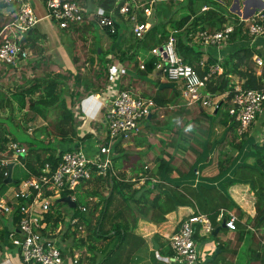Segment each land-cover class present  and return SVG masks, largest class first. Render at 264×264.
I'll return each mask as SVG.
<instances>
[{
    "label": "crops",
    "instance_id": "crops-1",
    "mask_svg": "<svg viewBox=\"0 0 264 264\" xmlns=\"http://www.w3.org/2000/svg\"><path fill=\"white\" fill-rule=\"evenodd\" d=\"M27 1L33 6L39 18L34 26L45 36L43 45L56 71L69 70L76 73L80 69L84 75L92 76L98 68L94 51L96 44H98V53H103L109 60L107 76L101 74L100 77L105 79L101 91L82 97L72 110L74 118L80 120L76 126L79 138L74 143L60 142L56 140L53 133L41 134L39 138L43 137L45 143L50 140L53 147L62 153L77 146L89 155H94L97 151L100 153V148L104 145L108 148L104 153H108L112 159L111 173L127 180H135V187H139L146 179H149V188L155 187L152 195H158L156 202L165 201L167 205L175 206L161 219H159L161 209L158 206L148 207L147 217H138L133 231L140 235L144 242L137 249L133 246L131 264H186L173 256L170 237L184 218L195 213L206 214L208 217L210 214H217L216 222L211 221L213 225L211 232L205 231L200 224L196 226L197 249L201 258L203 253L207 257L212 256L215 249L219 248L213 259L204 263L205 259L200 258L197 264H260L259 261L254 260V253L264 245V222L259 220V216L261 218L264 216V199L258 201L257 192L253 186L256 173L251 167H255L258 156L255 145L264 142V106L249 127L238 131V121L228 112L231 102L226 98V93L213 95L206 91L215 106L204 105L201 102L188 103L183 98L181 83L168 80L166 75L155 66V62L160 59L159 50L166 37L160 44L148 45L145 44L146 37H143L141 42H136L134 40L136 35L129 36L126 20H134L131 27L133 31L135 22H138L136 11L128 18V10L119 9L123 14L116 16L113 12L107 13L98 6L97 0H88V5L79 2L84 9L83 19L80 22H71L66 27H60L46 16L43 0ZM129 2L134 10L140 9V12V6H143V9L145 6H151L152 10L155 8L150 16L145 15L143 11L145 20L142 22H148L146 29L154 25L160 27L165 25L169 26V34L194 27L189 35L191 38L194 32L201 30L200 28H219L214 25L221 20H224L222 25L234 20L246 23V20L255 12L264 8V0H129ZM98 8H102L107 15L112 16L113 20L116 16L119 29L115 20L112 26L101 23L97 17L98 14L95 15ZM2 12L8 15L10 10L3 8ZM93 17L98 19L99 28L96 30L89 24ZM185 17H188V21L178 28L177 22ZM166 18L171 19L167 25L163 24ZM194 19L196 24L193 26ZM71 24L76 26L82 24L81 29H84V32L74 31L70 34L67 29ZM103 27H106L110 33L117 31V38L115 40L110 38L109 32L106 33ZM20 39L19 42H21ZM240 45L256 50L252 56V65L257 75H264L263 66L255 62L256 56H261L264 60V35L254 39L251 35L248 38L235 36L218 46L200 45L198 46L202 51L200 61L211 58L219 62ZM71 46L75 55L74 59L69 53ZM118 46L131 56L129 57L125 52L124 58H119L114 52ZM30 56L29 52L27 59L16 67L0 62V81L2 82L0 93L2 95L10 96L14 87L20 85L25 79L40 75L41 68L34 70V68L26 67ZM150 59L155 60L153 66L148 63ZM1 66L6 69H1ZM111 66H118L114 80H111L109 75ZM41 67L47 68V65L42 64ZM4 80L7 81L6 84H3ZM233 81L239 83L235 77ZM162 82H172L174 85L160 86ZM125 88H130L152 101L153 97L158 96L164 99V104L154 105L145 118L148 122L145 119L141 121L135 133L120 137L108 146L105 141L107 140L105 109L118 90ZM38 93L39 91L34 95L37 96ZM59 112V107L55 106L48 111L45 119L38 116L34 122L28 124L26 133H31L36 126L49 122L56 123ZM86 134H88L87 138L80 139ZM17 142L25 145L19 140ZM160 159L170 162L169 171H166L164 166L158 168ZM205 161H207L206 164H204ZM221 161L223 164L219 169ZM15 165H17L16 168ZM49 165L45 163L39 175L43 173L44 168L50 167ZM21 168L25 170L24 175H26L27 170L20 160L14 161L11 176L15 172L22 173ZM150 174L154 176H149ZM95 176L107 177L93 174L92 177L71 189L72 193L67 194L75 201V205L70 206L66 201L63 202L76 209L69 210L65 205L56 203L48 208L52 212L50 218H59V221L53 230H48L49 223L44 222L45 226L41 232L49 233L59 245L63 254V264H102L106 260L105 252L101 250L105 241L96 242L97 249L91 250L88 247L89 231L85 217H90L92 222L95 220L88 211L99 198L96 195L88 196L86 193L92 189L99 190L103 194L109 193L106 185L95 181ZM23 178H17L19 180L17 184L14 183L6 188L7 194L10 193L9 199L11 198L13 203L16 200L13 197L14 191L18 190L20 180ZM207 189L210 190L207 191ZM60 196L62 195L49 196V200L53 203L56 199L59 200ZM77 196H81L80 203L83 201L86 205L80 203L76 205ZM118 200L119 196L114 199L115 205L120 204ZM227 211L234 212L237 216L235 229L221 225L223 217H227ZM9 213L7 212L6 215L8 216ZM76 219L77 222H75ZM1 225L2 223H0V229L5 230V241L4 250L0 251V264H26L8 236L11 230ZM217 227L218 230L214 233ZM240 231H242L241 236ZM209 235H212L214 241H209ZM105 247L108 251L111 250V244ZM218 255H221L219 259H217ZM214 259L216 262L211 263Z\"/></svg>",
    "mask_w": 264,
    "mask_h": 264
},
{
    "label": "trees",
    "instance_id": "trees-1",
    "mask_svg": "<svg viewBox=\"0 0 264 264\" xmlns=\"http://www.w3.org/2000/svg\"><path fill=\"white\" fill-rule=\"evenodd\" d=\"M74 1L86 3L88 5V0ZM124 3L128 4V18H130L136 11V21L142 22L145 20L143 6H140L141 12L140 9L134 10L129 0H97L98 6L102 7L107 13L108 11L113 12L116 16H121V14H123L119 9ZM13 7H16L14 3H5L0 1V30L3 25L14 17V10L16 8L14 9ZM3 8H8L10 13L8 15L3 14ZM153 11H155V8L152 12ZM116 16H114V20L117 25V29H119V22L116 19ZM153 17H155L154 13ZM93 18L89 24L94 28V30H96L99 28L97 22L98 19ZM126 21L128 33L131 37L132 35H135L131 29L134 20L131 19L129 21L128 19ZM170 21V18H166L163 24L167 25ZM187 21L188 17L180 19L177 22V27H182ZM195 21L196 20L194 19L192 22L193 26L196 24ZM223 21L224 20L219 21L214 26L221 27V23ZM233 22L234 30L232 31L230 38L235 36H239L241 38L250 37L244 21L238 22V20H234ZM81 26L82 24L78 26L71 24L67 31H69L70 34L74 31H81L83 33L84 29H81ZM159 27V25L149 27L142 36H134V40H136V42H141L143 37H146L145 44H160L161 40L168 36L169 26L166 27L163 25L162 27ZM103 28L106 33L109 32L106 27ZM191 29H194V27L186 28L181 32L174 33L176 37L175 47L177 53L184 61L191 64L201 75L206 71L209 64L218 63L223 68L221 73L212 75L207 81L205 87L206 91H209L213 95L226 93V98L230 99L234 92L235 81H233V77L239 80V83L243 88H260L264 85V75H257L252 65V56L256 53V50L251 49L246 45H240L237 48L235 47L231 53L219 62L211 58L206 59V65L201 66L200 59L202 57V51L198 47L201 44L194 40L195 32L193 33L192 38L189 37L192 33ZM212 29L216 28H210V30ZM94 33L95 32H93V34ZM117 34V31L114 33L109 32V36L113 40L117 38ZM44 38L45 36L41 34L35 26H33L20 42L21 46L26 48L31 53L26 67L31 69L34 68V70L35 68H41L39 73L40 75H34L32 78L25 79L20 85L14 87L10 96H6L5 94L2 95L0 93V114L2 113L1 111L7 107L10 109L11 117L15 114L14 107L18 110H23L22 117L18 118L16 121L10 117L9 123L6 122L7 127H3L2 122L4 121L0 120V156L3 151L8 149L9 142L11 141L19 140L26 146V153L21 154L18 157L27 170V175L23 179L29 178L32 175H39L45 163L50 164L49 166L51 170L57 166L62 151H57L56 148L53 147V143H51L50 140L45 143L44 138H39V136L41 134L49 135L50 133H53L56 140L60 142L74 143L75 140L79 138L76 132V126L80 120L74 118L72 110L75 107L76 102L80 101L82 97L92 92L101 91L102 84L105 83V79L100 78L101 74L107 76L108 72L107 63L109 60L105 58L103 53H98V44H96L94 48L98 68L92 76L84 75L80 69H78L76 73H72L69 70L56 71L53 67L50 56L46 54V50L43 45ZM114 52L119 58H124L123 55H125L126 51H122L120 46H118ZM69 53L74 59L75 55L73 54L72 46L69 48ZM126 54L129 57L131 56V54H128L127 52ZM154 61V59H150L148 63L153 66ZM42 64H46L47 68H42ZM67 89H69V91H67ZM37 91H39V93L36 96L34 94ZM153 101L155 106H161L164 104V99L158 96L153 97ZM55 106H58L60 111L59 119L56 123L49 122L45 125L36 126L33 128L31 133H26L29 123L34 122L38 116L45 119L48 111ZM145 121L148 122V119H145ZM233 128L235 129V127ZM87 136L88 134L80 139L87 138ZM74 149H77V146ZM255 149L257 150L258 156L256 157L255 167H251V169L256 173L253 178V186L257 192L258 201H261L264 199V142L260 145L256 144ZM205 158H207V156ZM206 162L207 161H205L204 164H206ZM169 163V161L160 159L158 168L164 166L165 170L169 171ZM222 164L223 162L221 161V163H219V169ZM7 171V165L0 166V196L6 189L4 185L6 184L5 179ZM111 172L106 175L107 177L105 178L95 176V181L108 187V194H103L99 190L94 189L86 193L88 196L96 195L99 198L88 211V214L91 215V217L93 216L95 220L92 222L90 217H85V222L89 231L87 235L89 240L88 247L91 250L97 249L98 245L96 242L105 241V244L101 246V250L105 252L106 260H104L102 264H131L130 257L133 255V246L137 249L139 245L144 242V239L133 231L138 217H147L148 207L154 208L158 206L161 209V215L159 216V219H161L164 218V214L167 211L173 209L175 206L173 204L167 205L165 201L156 202L158 195H152L155 187L151 189L149 188V179H146L139 187H135V180H127L124 177L114 175ZM149 176L154 175L150 174ZM12 179V182L15 184L19 181L14 178L13 175ZM208 190L210 189H207V191ZM32 192V194H34L35 190ZM50 193V190L44 191V195L48 196ZM70 193H72V191L66 190L63 191L61 195L63 196ZM117 196H119L118 201L120 204L115 205L114 199ZM16 200L20 201V203L24 202V200L20 198H16ZM80 201L81 196H77L76 205L77 203H80ZM8 203L11 204L13 208L8 216H0V223H2L1 226H7V228H9L8 230L16 233L17 224L21 217L19 205L15 202L12 203L10 200H8ZM54 203L65 205L69 210L76 209L69 207L66 202L59 201L57 199L52 204ZM84 203L86 202L82 201L80 204L86 205ZM50 206L52 207L53 205ZM51 214L52 212L50 210L44 212L43 219L41 220L45 223H49V227L47 228L48 230H53L59 221V218H50ZM216 215V213L209 215V218L213 223L216 222ZM259 220L264 222V216L262 218L259 216ZM75 222H77V219ZM4 231L5 230L0 229V251L4 250ZM241 234L242 231H240V236ZM110 244L111 250L108 251V248H106L105 245ZM254 260L259 261L260 264H264V245H262L260 250H255ZM212 262H216V259L212 260Z\"/></svg>",
    "mask_w": 264,
    "mask_h": 264
},
{
    "label": "built area",
    "instance_id": "built-area-1",
    "mask_svg": "<svg viewBox=\"0 0 264 264\" xmlns=\"http://www.w3.org/2000/svg\"><path fill=\"white\" fill-rule=\"evenodd\" d=\"M0 1L14 3L16 6L14 17L0 30V61L16 67L23 63L29 55V51L21 46L19 39L27 29L37 23L39 18L27 0ZM43 2L46 7V16L60 27H66L71 22H80L83 19L84 9L77 1L43 0ZM120 10L127 11L128 4L124 3ZM143 11L145 15L150 16L151 6H145ZM96 14L101 23L113 25L112 16L107 15L102 8H98ZM147 26L148 22H135L133 27L135 35L142 36ZM245 26L252 39L264 35V8L248 18ZM233 30L234 22H226L216 29L198 30L195 32L194 40L203 46H218L230 40ZM111 31H113L112 27ZM175 42L174 32L169 33L159 50L160 59L155 62L156 68L165 74L168 80L181 83L183 98L188 103L201 102L204 105L215 106L206 93L205 87L212 75L221 73L222 67L218 63L209 64L206 71L202 75L199 74L177 53ZM255 62L263 66L262 70H264V60L261 56H256ZM200 65H206V61L201 60ZM117 69L118 66L110 67L111 80L116 78ZM230 102L229 115L238 121V131H243L257 118L264 106V85L260 88H243L235 82ZM154 105L152 99L143 97L130 88L118 90L105 109L106 144L109 146L116 139L135 133ZM107 150L108 148L104 145L101 146L100 153L97 151L94 155H89L82 148L66 150L61 154L54 169L47 167L41 175L20 180L18 190L14 191L13 197L24 200L23 203L15 201L19 205L21 217L16 233L9 231L8 236L17 247L18 254L24 263L63 264V254L59 245L49 233L41 232L45 226L41 221L43 213L52 203L49 196L60 195L63 191L74 189L77 184L89 179L93 174L108 175L111 172L112 159L108 153H104ZM24 153H26L25 145L17 141L9 142L8 149L0 156V166L17 161L19 155ZM33 190H35L34 194H32ZM44 190H50V195H43ZM6 191L5 189L0 196V215H6L13 208L8 203L11 198L7 199ZM236 219L234 212L227 211V217H223L222 221L227 228L235 229ZM197 224H200L207 232L213 229L212 222L206 214L195 213L184 218L178 229L171 235L170 245L176 260L186 264L199 262L201 255L197 249L195 236Z\"/></svg>",
    "mask_w": 264,
    "mask_h": 264
},
{
    "label": "rangeland",
    "instance_id": "rangeland-1",
    "mask_svg": "<svg viewBox=\"0 0 264 264\" xmlns=\"http://www.w3.org/2000/svg\"><path fill=\"white\" fill-rule=\"evenodd\" d=\"M70 48V47H69ZM1 69H6V67H3V66H1ZM1 80H3V79H1ZM5 82L3 83V84H6L7 83V81L6 80H4ZM0 83H2L1 81H0ZM6 86V85H5ZM2 89H0V91H1ZM4 90H6V89H4ZM2 113L0 114V120H2V121H4V122H2V126L3 127H7V124H6V122L7 123H9V119H10V117H11V112H10V109H9V107H7V108H5L4 110H2L1 111ZM14 112L16 113V114H13L12 115V119H14L15 121L19 118V117H22V113H23V111H21V110H18V109H16L15 107H14ZM1 126V127H2ZM17 167V165H15V168ZM20 171H22V173H20V174H17L16 172L15 173H13L14 175L13 176H15V178L17 179V178H23V177H26V175H27V172H26V175H24V169L23 168H21V170ZM14 185V182H8V183H6L5 185H4V187L5 188H7L9 185L11 186V185ZM9 190V189H8ZM10 196V193L8 194V196H7V199H9L8 197ZM71 208H74V207H71ZM209 238V241L210 240H213L214 241V239L212 238V235H209L208 236ZM205 257H207V256H205V253H203V256H202V258H201V260H203V259H205ZM221 257V255H218V258L217 259H219ZM211 263H214V262H212L211 261Z\"/></svg>",
    "mask_w": 264,
    "mask_h": 264
},
{
    "label": "water",
    "instance_id": "water-1",
    "mask_svg": "<svg viewBox=\"0 0 264 264\" xmlns=\"http://www.w3.org/2000/svg\"><path fill=\"white\" fill-rule=\"evenodd\" d=\"M30 30H31V28L27 29V30L23 33V35H22L20 41L22 40V38H23L24 36H26V35L28 34V32H29ZM173 85H174V83H172V82H162V83H160V86H173ZM13 164H14L13 162H10V163L7 164L8 172H7V176H6V179H5V182H6V183L12 181L11 170H12V166H13ZM59 200L66 201L67 203L70 204V206H74V205H75V201L70 197V195H63V196H60V197H59ZM221 225H222V226H225L224 221H222ZM217 230H218V227H217L216 229H214V233H215ZM218 251H219V248L217 247V248L215 249V252L213 253L212 256H210V257H206V258H205L204 263H206V262H208L209 260L213 259V258L216 256V254H217Z\"/></svg>",
    "mask_w": 264,
    "mask_h": 264
},
{
    "label": "clouds",
    "instance_id": "clouds-1",
    "mask_svg": "<svg viewBox=\"0 0 264 264\" xmlns=\"http://www.w3.org/2000/svg\"><path fill=\"white\" fill-rule=\"evenodd\" d=\"M13 162V161H12ZM14 163V162H13ZM8 172V171H7ZM52 204V203H51ZM0 216H7V215H0Z\"/></svg>",
    "mask_w": 264,
    "mask_h": 264
}]
</instances>
